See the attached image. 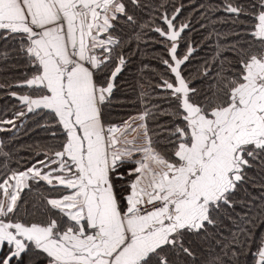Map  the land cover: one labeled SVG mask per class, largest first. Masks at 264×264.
<instances>
[{
    "label": "snow or ice",
    "instance_id": "1",
    "mask_svg": "<svg viewBox=\"0 0 264 264\" xmlns=\"http://www.w3.org/2000/svg\"><path fill=\"white\" fill-rule=\"evenodd\" d=\"M183 7L0 0V70L26 68L0 85L16 101L0 125L32 117L51 142L16 167L0 158V264H264V0L201 5L233 37L201 87ZM149 41L155 80L133 59ZM128 69L141 107L125 118L112 108Z\"/></svg>",
    "mask_w": 264,
    "mask_h": 264
},
{
    "label": "trees",
    "instance_id": "2",
    "mask_svg": "<svg viewBox=\"0 0 264 264\" xmlns=\"http://www.w3.org/2000/svg\"><path fill=\"white\" fill-rule=\"evenodd\" d=\"M220 0H168V3L180 6L183 4L182 14L180 19H190L192 28L185 32V37L190 38L193 43L194 52L184 66L185 74L192 81L193 87L206 86L208 80L202 79L204 66L207 64L209 67L213 64V57L217 52V45H227L233 39L229 35V24L219 22V17L224 16L222 12H216L213 15H208L201 9V5H208L209 3H219ZM204 25V27H201ZM148 38H145L147 40ZM184 44V41H181ZM136 48V43L133 42V49ZM141 51L136 52L134 56V63L137 68H140L141 61L143 64L148 65L145 69L146 78L151 77L155 80V74L153 69L162 70V66L154 57L155 52H159L160 49L152 48L150 41L148 44L144 42L140 43ZM4 49L0 46V52ZM184 49L182 48L181 51ZM224 56H230L228 51L223 52ZM218 64L219 61H216ZM8 71L0 70V85L12 84L16 79L24 74L26 68L22 64H15L10 62L8 65ZM211 75V74H210ZM210 79V77H209ZM118 90L116 91V97L114 98V104L112 111L119 116H126L134 114L140 107V102L137 99L138 92L135 91L136 87V73L133 69L125 71L124 75L117 80ZM11 90L20 91V89L13 88ZM8 89L0 87V117H3L4 110L7 108L11 111L16 101L8 97ZM163 95L160 90L157 93H153L152 99L155 103L165 106L160 99H157V95ZM35 119L39 120V117ZM33 118L29 117L24 126H19L18 129L13 130L10 126L0 125V158L3 154L9 153L11 167H16L17 162L23 163L24 160L34 156L37 150H41L44 146L51 143L47 139V134L41 129L37 128L32 122ZM41 123L43 121H40ZM254 175V173H250ZM256 186L252 184L247 185L248 192L253 196H259L261 190L259 188L260 179L256 175ZM43 191V190H42ZM32 193L26 196V199H31ZM239 211V209H237ZM227 223V221L225 222ZM257 231H264V225L259 221L255 225Z\"/></svg>",
    "mask_w": 264,
    "mask_h": 264
}]
</instances>
